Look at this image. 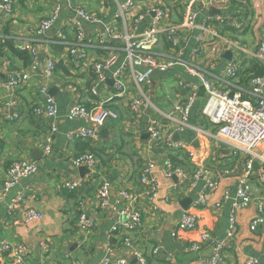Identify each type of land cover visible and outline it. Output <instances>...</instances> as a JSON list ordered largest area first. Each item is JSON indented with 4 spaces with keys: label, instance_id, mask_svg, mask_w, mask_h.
<instances>
[{
    "label": "crops",
    "instance_id": "crops-1",
    "mask_svg": "<svg viewBox=\"0 0 264 264\" xmlns=\"http://www.w3.org/2000/svg\"><path fill=\"white\" fill-rule=\"evenodd\" d=\"M207 1H138L133 10L126 12L124 28L122 23L120 26V23L114 22L115 0H71L73 7H83L102 21L99 27L86 25L89 36L94 40V48L87 53L86 59L76 60L78 66L68 60L64 47L45 45L43 38L36 35L38 23L50 12L53 0H11V14L0 15V44L4 40H12L18 48V43L14 41L22 39L32 42L39 50L38 71H30L26 83L12 88L7 87L11 73L28 72L29 63L25 65L5 51L0 54V243L6 242L11 248L22 246L26 255L25 264H99L104 257L108 258L110 264L119 261L122 264H135L132 248L124 245L126 238L131 240L133 247H139L148 264H246L250 258H256L257 264H264V212L262 224L250 231V222L257 214L255 207L251 205L235 211L237 231L233 239H227L231 203L246 156H233L225 147L213 143L207 135L213 130L201 113L206 102V90L183 67L175 66L165 73L152 76L151 83L144 86L143 92L157 110L146 108L138 115H132L129 111L130 100L138 97L139 91L126 73L129 95L109 104L112 115L98 130L97 139L93 142H69L66 139L69 132L84 126L66 117L75 101L92 109L98 101L114 92L110 74L118 64L106 72L107 82L98 86L97 96H92L90 92L94 80L91 66L107 56L100 45L104 40L99 36L103 26L109 25L121 34L125 31L138 34L151 25L153 15H146V11L152 7L162 9L167 15L157 25L159 28L181 25L186 14L197 12L196 28L180 31V58L202 71L212 88L240 89L250 97V79L258 77L251 73L253 65L258 64L263 68L264 77V61L252 56L257 51L258 35L264 28V0H226L224 11L218 7L211 9L206 6ZM71 15V9L64 6L60 22H67ZM142 15L143 19L136 22ZM217 17L226 18L231 24L243 25L240 28L230 27L218 21ZM202 26L203 30L200 29ZM64 32L67 43L73 42V32L67 23ZM214 33L216 37L212 36ZM50 37L53 38V35ZM231 43L238 44L247 53L238 54ZM155 51L164 57L177 55L176 51L170 50L163 36H160ZM50 59L54 60L55 71L52 78L46 80L39 72ZM231 62L236 63L238 69L235 77L226 81V70ZM67 83H73L76 92L63 87ZM187 83L195 86L197 94L188 122L205 131L206 135H195L193 130L180 129L176 122L167 123L163 119V113L172 112L173 107L184 101L194 89L183 88ZM43 88L55 98L58 108V131L52 138L51 153L48 155L44 148L50 132L49 118L32 112V108L43 100ZM162 122V136L170 131L171 143L181 145L182 149H169L162 139L151 141L148 127L152 124L158 126ZM85 146L94 151L97 160L94 172L85 166L75 167L71 164L73 158L85 152ZM190 152L195 155L193 159L189 158ZM24 160L35 163V172L4 190L8 167ZM149 162L154 163L152 176L159 184L155 211L150 208L148 197L142 194L139 181L142 170ZM168 166L183 169L187 178L182 182L175 176L165 178L162 170ZM198 166L209 170L206 171L207 180L192 179ZM81 168L85 169L84 172H80ZM102 181L110 183V199L105 208L99 206L96 198L97 188ZM206 181H216L218 187L208 194L205 207L194 208V201L205 188ZM64 183H77L78 187L69 192L64 189ZM251 187L254 197H264V187H259L255 182L251 183ZM121 189L139 195L143 227L137 233L123 232L109 237L108 233L117 221L114 205ZM225 194L230 198L224 202ZM15 197L22 198L21 204L9 215L11 200ZM185 201H188L186 205L183 204ZM25 208L42 213V221L23 224ZM185 211L195 215L197 230H177L176 224ZM82 212L92 223V230L85 237H81L76 228L77 217ZM199 231L209 233L215 241L228 242L222 251L221 262H212L211 243L201 244L199 251L190 250V244L199 239ZM155 247H158L156 252ZM0 264H10V259L0 254Z\"/></svg>",
    "mask_w": 264,
    "mask_h": 264
},
{
    "label": "built area",
    "instance_id": "built-area-1",
    "mask_svg": "<svg viewBox=\"0 0 264 264\" xmlns=\"http://www.w3.org/2000/svg\"><path fill=\"white\" fill-rule=\"evenodd\" d=\"M143 0H124L116 2V12L114 15V22L125 28V14L126 12L133 10L136 3ZM66 6L72 11V15L68 17L67 22H60L62 9ZM206 6L211 9L217 8L220 10L226 9V0H208ZM11 0H0V15L11 14ZM152 14V23L148 29L138 34H123L114 31L111 26H103L99 36L104 39L100 45L105 50L107 56L99 59L92 64L93 72V85L90 89L91 95L96 97L99 85H104L107 82L106 72L111 67L118 64L111 74L110 78L113 81L114 92L111 96L98 101L94 108L88 109L84 104L75 101L68 110L66 115L67 119L71 121H77L84 126H80L72 132H69L66 139L69 142L84 141L93 142L97 139L98 130L105 125V122L112 115L109 110V104L113 103L117 99H122L127 94L129 95V88L127 86L128 77H130L134 87L139 91V96L130 100L129 111L132 115H138L143 109L153 108L157 110L156 106L146 97L143 92L144 86L151 83V78L155 73H165L169 69L175 66H181L187 73L196 77L206 90L207 97L206 102L202 108V116L211 125L213 132L207 134L213 143L219 147H225L233 156L243 154L246 158L243 160L241 174L237 178L236 188L234 191V200L231 203V215L229 218L227 228V239H233L236 234L237 227L235 222L234 212L239 209L247 208L253 205L256 209V216L252 219L249 225L250 231L262 224L263 212H264V197H254L252 193L251 183L255 182L259 187H264V77H252L250 79L252 89L248 93L250 97L237 89L236 91H230L229 88L223 90H217L212 88L209 81L203 76L202 71L195 67L188 60H182L180 58L181 49L180 43L182 42L180 31L181 29L192 30L196 28V20L198 13L190 11L185 15L183 23L181 25H168L163 27H157L160 25L167 15L158 7H152L146 11V15ZM144 15L139 16L136 22L142 20ZM218 21L227 24L230 27L235 26L240 28L243 24H231L228 23L226 18L217 17ZM120 21V22H119ZM67 23L68 28L73 32V42L67 43L65 39L64 28ZM86 25L89 26H101L102 21L100 17L91 14L87 9L71 5V0H53L52 8L50 12L40 19L36 35L38 38H43L45 45H60L65 48L66 57L70 62H74L75 65H79L76 60H84L87 58V53L90 49L94 48L93 38L89 36ZM204 29V26L200 27ZM53 35V38L50 35ZM98 36V40H99ZM160 36H163L165 42L169 46L170 50L176 51L175 56H163L155 51L156 46L159 43ZM216 37L217 34L212 35ZM3 37L1 36V39ZM3 40V39H2ZM18 43L17 47L20 51L25 52L29 57L30 69L28 72H13L7 82V87H15L20 84L26 83L30 78L29 72H37L39 66V50L35 48V45L28 40L16 39L14 41ZM231 46L237 50L238 54H246L247 51L243 50L238 44L231 43ZM195 53L197 50L194 51ZM121 55V57H120ZM252 56L259 61H264V28L258 35L257 51ZM236 69L238 66L236 63L228 65L225 80H229L235 77ZM55 63L54 60H48L44 69L39 72V75L43 79H50L54 75ZM73 83L64 84L63 87L72 92H76ZM194 88L187 95L184 101L173 107L172 112L163 113V119L176 122L180 129H191L195 132V135L204 134L205 131L195 128L189 124V118L191 110L196 101V88L190 86L189 83L185 84L183 88ZM41 94L44 95L40 104L32 108V112L36 115H46L50 122V132L46 138V144L44 152L46 155L51 153L52 138L57 133L58 127L56 119L58 118V108L55 98L47 94V90L43 88ZM163 122L158 126L152 124L148 127V132L152 142H156L160 139L167 143L169 149L180 150L181 145L171 143L172 134L166 132V135L162 136ZM193 153H189V158H194ZM71 164L75 167L85 166L91 172H94L97 160L91 153H81L79 156L72 159ZM255 164L257 169H254ZM154 163L149 162L142 170L140 175V185L142 187V194L146 195L149 199L150 208L156 210V199L158 198L159 184L157 180L152 176ZM36 170V165L32 161H19L12 163L5 176L3 182V189L7 190L15 186L18 181L24 177L32 175ZM208 169L201 168L200 166L193 172L192 179L197 180L205 178ZM162 174L165 178L178 177L181 182L187 178L186 172L181 168H172L168 166L162 170ZM216 181H206L205 188L197 195L194 201V208L205 207L206 199L209 193L215 191L218 187ZM65 190L71 192L78 187L77 183H64ZM96 198L101 208H105L108 205L110 199V183L102 181L96 191ZM230 198L228 194L224 195V202ZM22 198L15 197L11 200L9 215H12L14 210L21 204ZM139 195L133 193L128 189H121L117 194L116 203L114 205V213L117 221L113 227H111L108 236L112 237L115 234L127 232L137 233L143 227V210L140 208ZM22 223L29 224L33 221H42V213L32 209L25 208L22 215ZM78 233L81 237H85L92 230V223L88 220L86 213L82 212L78 216L77 222ZM176 228L182 232H190L197 230V221L193 213L182 212L179 220L176 224ZM211 243L213 252V263L222 260V251L227 247V241H215L209 233L199 231V239L197 242L190 244L191 251H199L200 245L203 243ZM124 245L132 248L135 264H148L144 254L140 251L139 247L135 245L133 247L129 238L124 239ZM158 250V247L154 248V252ZM0 254H5L10 259V264H25V250L22 246L11 248L6 242L0 243ZM256 258H250L246 264H257ZM77 264V263H72ZM99 264H110L107 257H104ZM116 264H122L121 261Z\"/></svg>",
    "mask_w": 264,
    "mask_h": 264
},
{
    "label": "trees",
    "instance_id": "trees-1",
    "mask_svg": "<svg viewBox=\"0 0 264 264\" xmlns=\"http://www.w3.org/2000/svg\"><path fill=\"white\" fill-rule=\"evenodd\" d=\"M4 51L7 53H11V55L20 59L22 61V63L25 65H28V63L30 61L29 57L27 56V54L25 52L20 51L18 48H16L13 45L12 40H4L3 43L0 44V54H2ZM63 71L66 72L65 70H63ZM251 73L253 74V76L262 77L263 68L260 65L255 64V65H253V68H251ZM84 149H85V152L91 153L94 155L93 149L90 148L89 146H85ZM85 152H83V153H85ZM172 159H174V158L172 157ZM77 222H78V217H77ZM76 228H77V223H76ZM77 231H78V228H77Z\"/></svg>",
    "mask_w": 264,
    "mask_h": 264
},
{
    "label": "water",
    "instance_id": "water-1",
    "mask_svg": "<svg viewBox=\"0 0 264 264\" xmlns=\"http://www.w3.org/2000/svg\"><path fill=\"white\" fill-rule=\"evenodd\" d=\"M50 94H51V92H50ZM222 152H223V151H222ZM225 152H226V151H225ZM227 152H228V151H227ZM227 152H226V153H227ZM257 168H258V167H257V165L255 164L254 169H257ZM84 170H85L84 168H81V169H80V172H84ZM187 202H188V201H185L183 204L186 205Z\"/></svg>",
    "mask_w": 264,
    "mask_h": 264
}]
</instances>
